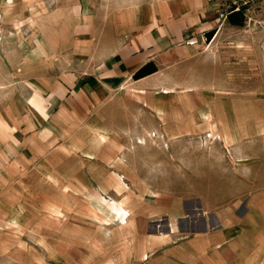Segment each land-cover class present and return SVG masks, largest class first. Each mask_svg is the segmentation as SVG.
I'll return each instance as SVG.
<instances>
[{
  "label": "rangeland",
  "instance_id": "1",
  "mask_svg": "<svg viewBox=\"0 0 264 264\" xmlns=\"http://www.w3.org/2000/svg\"><path fill=\"white\" fill-rule=\"evenodd\" d=\"M152 1L0 0V264H264V0L209 1L143 89L50 114Z\"/></svg>",
  "mask_w": 264,
  "mask_h": 264
},
{
  "label": "crops",
  "instance_id": "2",
  "mask_svg": "<svg viewBox=\"0 0 264 264\" xmlns=\"http://www.w3.org/2000/svg\"><path fill=\"white\" fill-rule=\"evenodd\" d=\"M209 1L211 0L152 1L140 14L134 16L136 20L131 24L134 23L135 26L113 53H108L97 64H93L92 72L86 75L84 71L80 74V80L70 78L50 94L49 98L54 95L57 98L50 114L55 111L66 114L65 110L71 113L72 108L84 120L93 108L111 98V94L128 84L130 79L137 90L143 89V79L158 74L165 66L191 53L192 48L185 41L201 35L213 22ZM149 60L156 64L157 71L133 79L132 74ZM48 104L50 105L49 101ZM35 107L43 112L39 103ZM158 119H162L161 115ZM225 133L231 143L236 142L233 136L237 132L230 128ZM224 242L226 241H219ZM249 244L252 247V243ZM257 246V242L253 244L254 248Z\"/></svg>",
  "mask_w": 264,
  "mask_h": 264
},
{
  "label": "trees",
  "instance_id": "3",
  "mask_svg": "<svg viewBox=\"0 0 264 264\" xmlns=\"http://www.w3.org/2000/svg\"><path fill=\"white\" fill-rule=\"evenodd\" d=\"M237 8V9H236ZM225 19L232 26H241L245 21V14L243 7H232L226 12ZM213 31H207L205 36L206 38H210ZM157 71V66L154 64L152 60L146 61L144 65L139 67L133 74V79H139L141 77L146 76L147 74L153 73Z\"/></svg>",
  "mask_w": 264,
  "mask_h": 264
}]
</instances>
